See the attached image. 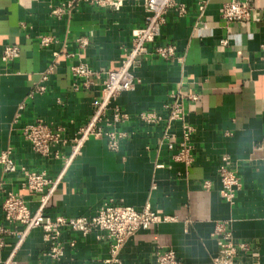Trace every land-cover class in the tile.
<instances>
[{
    "label": "crops",
    "instance_id": "0c3cea01",
    "mask_svg": "<svg viewBox=\"0 0 264 264\" xmlns=\"http://www.w3.org/2000/svg\"><path fill=\"white\" fill-rule=\"evenodd\" d=\"M63 1L0 0V43L21 48L17 60L0 62V151L11 147L17 164L45 171L52 180L61 176L46 213L52 218L93 216L114 199L138 210L150 206L161 217L177 216V221L163 220L131 235L120 250V264H152L160 246L174 249L183 264H214L216 225L229 221L236 242L249 245L235 264H264V0H253L252 18L244 22L222 17L230 0H176L186 13L169 9L161 36L148 44V54L135 68L140 83L118 98L131 116L121 126L128 136L119 151H111L104 138H92L66 169L64 158L37 153L23 128L41 118L64 126L71 136L86 123L93 102L102 96L106 72L120 66L147 10L145 0H125L119 10L82 2L70 15L54 16L52 9ZM43 35L53 38L49 46L41 44ZM169 43L176 46V57H158L155 47ZM80 60L101 74L91 88L75 87L81 80L72 76L70 66ZM50 67L47 91L31 97ZM178 91L199 96L186 103L185 122L194 129L190 167L174 160L164 123L148 125L138 118L147 110L166 117L164 106ZM170 132L171 141L179 143L182 122H174ZM54 149L70 154L69 145ZM225 157L243 182L233 205L220 194L218 168ZM24 180L22 172H5L0 165V228H23L5 221L9 191L37 210L40 194L25 189ZM43 234L42 228L28 234L15 252L17 264H107L110 257L109 240L98 237L103 232L64 229L65 252L59 259L46 256ZM4 239L0 264L14 250L17 235L6 233Z\"/></svg>",
    "mask_w": 264,
    "mask_h": 264
},
{
    "label": "built area",
    "instance_id": "2783aa9c",
    "mask_svg": "<svg viewBox=\"0 0 264 264\" xmlns=\"http://www.w3.org/2000/svg\"><path fill=\"white\" fill-rule=\"evenodd\" d=\"M82 2L119 10L125 0H65L53 8L51 13L59 18L70 15ZM145 6L147 15L144 24L133 30L132 44L126 49L120 66L106 72L102 96L93 102V110L86 123L71 136L67 134L64 126L48 123L41 118L25 125L23 136L37 153L45 157L64 158V169H66L81 154L86 142L92 138H104L111 151H119L122 139L128 136L121 126L126 124L131 116L122 109L118 98L125 92L134 91L140 83V78L135 74V68L142 57L148 54V44L155 42L161 36L169 9L177 7L179 14H185L187 11L185 5L177 3L176 0H145ZM205 6L206 2L202 1L199 6L200 10H204ZM252 11L253 0H230L224 4L221 14L227 22H244L251 20ZM21 26L27 27L24 22L21 23ZM51 42H53L51 36L43 35L41 37L43 46H49ZM80 42L87 43L84 38H81ZM227 43V39L223 40V44ZM154 51L158 57L165 60L173 59L177 54L176 46L171 43L157 45ZM20 55L21 48L18 44L0 43V62L3 64L14 62ZM52 71L53 68L50 67L42 73L40 80L34 84L30 92L31 97L44 94L47 91V81ZM70 73L76 80H81V83L75 84L77 89L80 84L85 88H91L101 75L82 60L71 64ZM198 98L197 93L184 94L178 91L172 95V100L164 106L167 110L166 117L153 110L143 111L138 115V118L145 124H165V137L168 139V147L174 151L173 158L186 167H190L194 162L191 142L194 129L185 122L186 103L188 101L195 102ZM176 121L182 122V140L179 143L171 141L174 134L170 132V129ZM65 145L70 147L68 156H63L59 149H54L57 146ZM0 165L5 172H22L25 176L23 187L40 194L39 206L36 211L32 212L20 194L13 191L7 192L3 203L5 221L15 226L22 225L23 228L17 231H11L3 226L0 228V246L5 242L4 235L6 233L17 235L14 250L2 264H17L15 252L35 228L43 229V239L48 245L45 254L51 259H59L64 255L65 245L61 241L64 229L68 228L83 235L92 231L103 232L98 236L99 239L105 238L110 242V257L106 263L120 264V250L131 235L140 229H148L163 220H178L177 216L161 217L150 206L138 210L133 206L116 202L114 199L105 201L93 216H57L52 218L46 213V210L61 176L52 180L45 171H34L24 165L17 164L11 147L0 151ZM218 174L221 182L220 194L227 203L233 205L238 192L243 187L238 170L230 166L229 158L225 157L224 162L218 168ZM204 187L208 188L209 183L205 182ZM186 221L190 222V220ZM214 235L219 237V253L214 264H235L238 254L241 251L249 250L248 244L236 242L229 227V221L217 223ZM152 264H183V262L174 249L160 246Z\"/></svg>",
    "mask_w": 264,
    "mask_h": 264
}]
</instances>
